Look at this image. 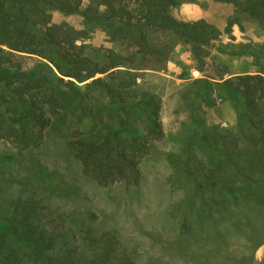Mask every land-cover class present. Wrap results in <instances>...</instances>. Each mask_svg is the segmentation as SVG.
I'll use <instances>...</instances> for the list:
<instances>
[{"label": "trees", "instance_id": "1", "mask_svg": "<svg viewBox=\"0 0 264 264\" xmlns=\"http://www.w3.org/2000/svg\"><path fill=\"white\" fill-rule=\"evenodd\" d=\"M187 2L231 6L224 30L203 17H177L173 10ZM55 11L80 16L84 27L54 22ZM244 21L264 29V0H0V139L31 148L49 127L78 131L74 125L83 127L94 116L91 91L97 89L107 95L114 127L98 138L71 135L67 146L83 173L98 183L136 182L137 153L165 136L162 96L140 91L137 80L141 72L167 70L183 45L203 76L187 84L194 126L180 151L169 156L170 179L189 195L181 202L180 226L190 231L246 196L264 204V64L254 74H219L239 112L236 130L209 124L203 112L212 49L264 57V42H235L233 26L244 29ZM94 31L113 46L86 42ZM27 56L37 57L33 66ZM59 82L72 104L61 96ZM197 139L214 153L199 155ZM83 223L43 200H9L0 215V264L136 263L115 234L94 236Z\"/></svg>", "mask_w": 264, "mask_h": 264}, {"label": "rangeland", "instance_id": "2", "mask_svg": "<svg viewBox=\"0 0 264 264\" xmlns=\"http://www.w3.org/2000/svg\"><path fill=\"white\" fill-rule=\"evenodd\" d=\"M198 5L196 8L181 5L173 12L178 17L195 19L202 15L200 8L215 17L229 15L232 11L226 4L211 3L207 8ZM53 21L76 29L84 27L80 16L57 11L53 12ZM90 36L86 39L88 43L104 48L113 46L105 41L102 31L90 32ZM184 47L193 57L190 48ZM223 55L227 54L211 50L212 61L208 58L206 75L225 77L233 68L260 69L261 63L264 64L263 56L247 54L238 56L246 59L235 68L236 64L228 65ZM26 61L33 66L37 57L27 56ZM158 72L163 70L141 72L137 87L142 92L149 90L162 96L161 119L165 136L150 143L148 152L137 153L141 174L136 182L130 185L123 181L110 185L98 183L83 173L80 162L67 146L71 135L98 138L114 127L113 118L107 114V95L96 89L91 91L94 116L86 118L83 127L74 125L78 131L68 126L65 129L49 127L39 146L31 148L0 139V215L4 214L9 200L18 197L43 200L57 212L66 211L70 219L90 226L94 236L115 234L135 264H264V204L260 201L246 196L237 205L195 223L190 231L180 226L179 216L184 209L181 202L188 200L189 195L183 185L174 184L170 179L173 167L169 156L171 152L180 151L183 136L193 128L194 108L188 96V83L179 93L171 95L167 93V82ZM190 73L192 78L202 76L194 77L192 70ZM58 86L65 102L72 104L73 98L65 92L64 82H59ZM220 97L231 98V95L228 91L219 93V102ZM197 103L199 100H195ZM203 112L211 125L222 129L237 127L229 120L216 122L204 107ZM196 151L206 157L214 153L198 139Z\"/></svg>", "mask_w": 264, "mask_h": 264}, {"label": "crops", "instance_id": "3", "mask_svg": "<svg viewBox=\"0 0 264 264\" xmlns=\"http://www.w3.org/2000/svg\"><path fill=\"white\" fill-rule=\"evenodd\" d=\"M183 8L185 6H199L196 3H183ZM202 15L199 18H205L208 21L216 24L221 30H224L227 22L228 14H221L220 16L215 17V15H211L207 11H204L200 8ZM232 12V11H231ZM230 12V13H231ZM229 13V14H230ZM176 15V14H175ZM178 17V16H177ZM184 20H191L188 17H179ZM198 19V18H195ZM233 36L235 37L236 42H245V41H255V42H264V29L254 21H249L244 23V29H241L239 25L235 24L233 26ZM228 40V38L226 39ZM251 56V55H250ZM223 57L227 60V64L230 66L236 64L235 68L239 63L245 62V57H238L233 55H223ZM228 64V65H229ZM208 65V64H207ZM252 66L247 67L246 69H231V71L226 72V74L234 75V74H246V73H257L259 69L251 68ZM196 69L195 60L185 49L183 45H178L175 49L173 57L169 60L167 70L163 72H158V75L165 79L167 82V93L173 95L175 93H179L181 87L185 84H190L191 81H194L197 78L191 77V70ZM201 72V71H200ZM202 76L203 73L201 72ZM226 75L224 78H226ZM201 76V77H202ZM224 79H221L220 76H211L205 74V80L203 81L202 93L205 96V100L203 102V107L207 114H210L211 118H216V122L219 120L222 121H232L233 125H239V112L234 105L232 98H221V102L217 101L219 93L227 92L228 89L225 86ZM164 97V96H163ZM224 123V122H223Z\"/></svg>", "mask_w": 264, "mask_h": 264}, {"label": "built area", "instance_id": "4", "mask_svg": "<svg viewBox=\"0 0 264 264\" xmlns=\"http://www.w3.org/2000/svg\"><path fill=\"white\" fill-rule=\"evenodd\" d=\"M192 75L194 77H198V76H201L202 74H201L200 70L194 69V70H192ZM225 125H226V123H225Z\"/></svg>", "mask_w": 264, "mask_h": 264}]
</instances>
